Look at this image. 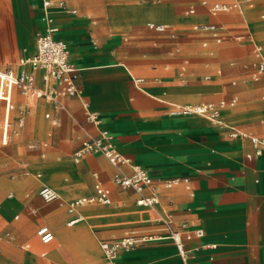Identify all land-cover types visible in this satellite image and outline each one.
Returning a JSON list of instances; mask_svg holds the SVG:
<instances>
[{"label":"crops","instance_id":"1","mask_svg":"<svg viewBox=\"0 0 264 264\" xmlns=\"http://www.w3.org/2000/svg\"><path fill=\"white\" fill-rule=\"evenodd\" d=\"M66 1L70 8L76 9V12L57 11L55 13V19L59 25L57 35L68 45L70 60L78 69L76 83L81 92L74 96L65 97L63 99L64 107L60 109L46 103L41 98L27 97L20 92L19 88L14 87L16 94L11 95V107L13 99L17 98L18 94H21L24 99L39 100L40 106L44 105L45 107L43 116L51 118L53 125L58 123L51 135L53 145L75 143L87 133L95 134L100 128L109 129L115 136L120 154L128 159L130 164L146 167L156 183L159 203L152 208L157 213V218L153 221L156 226L152 234H164L161 219L165 216L175 227L182 229L199 227L203 229L201 237H194L185 242V245L190 248L203 246L195 251V258L199 264H264V147L260 154L255 155V147L248 136L231 137L229 128L198 115H171L169 110L172 105L218 101L225 98L181 103L167 101V105L157 103L165 101L166 91L163 90L160 95H157L149 92L146 87L158 86L162 81L161 78L146 79L144 76L133 73L130 67L119 61L121 56L114 52L112 45H110V38L100 33L99 28L94 25L95 20L90 21L88 19V10L93 9L96 5L94 1L78 0L79 10L74 4L75 0ZM208 1L232 2L235 0ZM239 1L243 4L242 11L221 12L215 15V18L211 17L213 15L209 16L208 13L207 19L200 22L214 21L213 19L218 22L217 17H220L218 15H226L231 22L230 25L236 24L239 17L245 21L247 10L250 11V8H254L256 2ZM1 2L3 11L0 12V17H3L4 21L7 52L5 53L3 50L0 31V68L13 67L17 71L20 68L17 64L19 59L31 55L26 56L24 54L27 47H23L19 51L20 55L17 54L11 29L15 31L17 38H19L18 34H20L21 29H30L35 38V32L41 27L40 3L39 0H20V7L9 13L6 0H1ZM198 4H188L184 13L191 5L195 7L193 14L207 10L200 2ZM257 14L260 18H264L262 17L264 12L258 11ZM9 15H13L11 20ZM232 17L234 21L230 20ZM149 21L169 24L167 21L148 20L146 26ZM224 28L223 25V39L225 38V31L228 32V28ZM200 32L206 35L201 42L202 46L207 47L209 40L216 44L221 43L215 42L209 33ZM244 33H250L254 40L260 43L253 31L250 30L249 25L237 35ZM236 40L246 46L249 53L251 50V57L240 63L244 73L249 76L245 64L251 63L255 58L252 53V45L247 41H240L237 38ZM204 41L207 42L206 45H203ZM27 44L29 45V42ZM230 63L234 64L235 60H231ZM134 67L138 68L136 65H133ZM26 68L29 66L26 65ZM151 69L154 71L156 66ZM159 71L158 68L157 72L159 73ZM217 72L220 73V69ZM155 74L157 75V73ZM36 76L37 85L42 86L40 71H37ZM206 76L209 75L203 77L206 78ZM134 77H141L143 80L140 83H135ZM235 82V79L231 81L232 84ZM253 82L257 84L246 81L239 89L229 88L226 92L227 96L232 97L225 100L229 101L235 97L236 102L238 97L234 94L239 93L243 105L232 110L231 113L239 117L245 116L246 119L238 120L237 123L226 119L224 109L227 106L221 111L220 118L224 123L240 131L264 139V117L260 121L255 118L257 113L264 111V100H261L264 98V94L260 93L261 89H264V80ZM155 83L158 84L155 85ZM235 103L228 106L232 107ZM4 105L6 109L5 102ZM25 110L32 111V105H27ZM87 111L99 113L100 122L97 125L88 123L83 119V115H86ZM47 112L49 113L48 116H46ZM4 114H2L0 122L1 145L10 143L19 135L20 130L24 128L26 119L24 115V123L17 129V133L8 143L2 144L1 126ZM15 118L17 119V117ZM11 121L16 126V120L11 119ZM27 146L33 148L35 144L29 143ZM46 146L47 141H43L41 157L46 154L44 150ZM89 164L104 165L99 155L92 157ZM107 165L112 181L113 169L108 162ZM124 168L126 171H130L128 164ZM24 172L26 175L33 176L38 187L41 182H45L55 188L60 196L57 200H61L59 190L47 181L40 169L31 171L25 168ZM36 173H40L41 176L37 177ZM94 175V183L100 181L109 187L98 176L97 172ZM174 178L178 180L170 186L163 184V181ZM109 189L112 201V194L117 197L118 192L115 187L112 189L109 187ZM120 189L122 188L120 187ZM122 190H130L135 201L136 194L131 189ZM68 200L70 199L63 202L66 203ZM159 207L163 210H159ZM73 217H78V220L68 224ZM81 219L82 215L77 208L67 221V225L71 226ZM41 224L48 225L47 223ZM50 229L52 230L51 227ZM112 238L116 237L98 239V250L102 259L96 264H101L104 261L99 245L100 240ZM25 243L29 244L28 248L23 246ZM50 243L42 244L36 236L34 246L37 249V254L41 257L47 256ZM211 244H215V246L210 247ZM205 245L208 246L205 247ZM21 246L25 250H30L32 245L26 241ZM117 264H182V261L173 241L162 237L144 241L128 251H121L117 258Z\"/></svg>","mask_w":264,"mask_h":264},{"label":"rangeland","instance_id":"2","mask_svg":"<svg viewBox=\"0 0 264 264\" xmlns=\"http://www.w3.org/2000/svg\"><path fill=\"white\" fill-rule=\"evenodd\" d=\"M77 1L74 4L79 10ZM93 1L96 5L88 10V19L95 20L94 25L99 28L100 33L110 38L114 52L121 56L119 61L130 67L133 73L146 79L161 78V83H155L158 86L146 87L149 92L157 95L163 90L166 91L165 101L154 100L155 102L167 105V101L181 103L229 99L232 97L226 95L229 88L239 89L246 81L257 84L240 67L243 60L251 57V50L249 53L247 47L238 43L235 36L249 25L256 39L264 45V18L257 14L258 11L264 12V0H250L256 2V6L250 8V11L247 10L245 21L239 17L234 25H230L226 15H218L220 17L216 20L221 26H225L224 29L228 28V32L225 31V38L221 43L216 44L209 40L207 47L201 44L206 37L205 33L194 29L193 23L207 19L209 12L184 13L188 4L199 5L200 0ZM6 5L10 13L20 7V0H6ZM2 11L0 0V12ZM12 16L9 15L10 20ZM148 20L167 21L169 28L165 31H154L146 26ZM0 31L6 53L3 17H0ZM11 31L17 54L20 55L19 51L27 47L24 54L32 55L35 50L33 31L23 28L18 34L19 38L14 30ZM231 60H235V63L231 64ZM133 65L138 68H133ZM154 66L156 69L153 71L151 68ZM218 69L220 73L217 72ZM204 75L209 76L204 78ZM233 79L236 80L235 84L231 83ZM17 91L19 92L18 89ZM260 93L264 94V89ZM12 94H16L15 89ZM18 95L13 99L10 117L16 120L15 117L24 114V128L13 141L6 145L0 144V264H96L102 259L97 253L98 239L140 237L152 233L156 226L153 224L157 218L156 211L136 205L130 190L123 191L111 181L108 165L102 154L87 153L79 163L72 161V152L85 135L75 143L53 145L51 135L58 123L53 125L51 118L43 116L45 107L40 106L39 100L24 99L21 94ZM234 95L238 100L234 106L224 109V115L226 119L237 123L238 120L246 118L231 113L243 105L239 93ZM27 105H32V111L25 110ZM3 107L4 102L0 100V122ZM83 116L86 121L85 114ZM262 117L264 111L255 115L259 121ZM43 141H47V146L44 149L45 156L41 157ZM29 143H34L35 146L28 148ZM96 155L100 156L104 165L89 164V160ZM25 168L31 171L40 169L47 181L59 190L61 200L43 202L36 194L37 181L32 175H26ZM95 172L111 189H117V197L112 194V201L108 205L96 202L81 205L78 207L80 214L83 216L82 213L88 211L90 219L83 218L68 226L67 221L74 212L68 211L63 201L90 193L93 190ZM9 192H12L11 196H8ZM159 210L162 211L163 208ZM41 223H47L55 233L54 240L48 245L49 254L45 257L39 256L34 246L35 231ZM59 227L75 234L87 232L94 247L92 255L84 257L80 254L82 246L78 240L70 241L60 253L53 252L52 249L56 246V229ZM26 241L32 245L30 250L21 246Z\"/></svg>","mask_w":264,"mask_h":264},{"label":"built area","instance_id":"3","mask_svg":"<svg viewBox=\"0 0 264 264\" xmlns=\"http://www.w3.org/2000/svg\"><path fill=\"white\" fill-rule=\"evenodd\" d=\"M40 3V23L41 27L35 32L36 50L28 57H22L17 64L19 69L0 68V99L6 104L5 114L1 126V143H8L17 133V129L24 123V114L18 115L16 126H14L9 115L11 107V90L14 87L19 88L20 92L30 98H41L46 103L55 108H63V99L68 96H74L81 91L76 83L78 69L70 60L69 48L67 43L58 37L59 25L55 19L57 11L75 13V8H70L66 0H39ZM200 4L205 6L209 14L215 16L221 12L231 10L242 11L243 4L239 0L232 2L201 0ZM186 14L195 13V7L189 6L185 10ZM264 17V15H262ZM234 21L232 17L230 19ZM147 27L154 31H165L169 28L166 22L149 21ZM193 28L199 31L209 33L215 42L222 41L224 35L222 26L215 21L194 23ZM236 38L240 41H247L252 45L254 60L245 64V68L253 81L264 80V46L254 40L250 33L239 34ZM206 41L203 45H206ZM26 65L29 68H26ZM37 71L41 73L42 86L37 85ZM208 76H206L207 78ZM135 83H140L141 77H134ZM236 98L229 101L220 99L218 101L186 103L172 105L169 110L171 115H198L204 117L220 126L229 128L231 137L248 136L255 147V155L261 153L264 147V139L256 135L240 131L235 127L224 123L220 116L221 111L228 105H233ZM49 113H46L48 116ZM86 122L97 125L100 122L97 111H87L85 115ZM100 153L112 167V181L122 189H131L135 194V203L141 207L153 208L159 203V195L156 190V183L149 170L139 164H130L128 159L123 157L117 147L114 134L106 128H100L97 133H87L81 138L79 144L72 153V159L79 162L87 153ZM129 165L130 171H126L124 166ZM40 177V173H36ZM177 178L163 181L165 186H170ZM9 193L8 196H11ZM37 195L44 202H51L59 199L58 191L45 182H41ZM111 201L109 187L96 181L93 185V191L85 196H79L66 202L68 211H75L79 206L86 203L109 204ZM78 217H73L68 224L74 223ZM164 229L163 235L146 234L140 237L123 236L120 238L102 239L99 242L104 261L101 264H117V258L121 251H128L134 248L138 242L147 241L155 238H169L173 241L182 264H199L195 258V251L201 247H187L185 242L194 237L203 235L202 228L175 227L167 216L161 219ZM38 240L42 244L50 243L54 239V233L46 224H41L35 231ZM29 247L28 243L23 245ZM208 245H205V247ZM214 247L215 244L209 245Z\"/></svg>","mask_w":264,"mask_h":264},{"label":"bare ground","instance_id":"4","mask_svg":"<svg viewBox=\"0 0 264 264\" xmlns=\"http://www.w3.org/2000/svg\"><path fill=\"white\" fill-rule=\"evenodd\" d=\"M36 49V48H35ZM192 97V96H191ZM188 98V97H187ZM196 98V97H195ZM197 99V98H196ZM195 99V100H196ZM190 100V99H189ZM181 101V100H180ZM10 112V109H9ZM5 113V105L3 107V112L2 114ZM43 207V206H42ZM82 216L83 218L90 219V214L88 211H84ZM80 219V218H79ZM33 238V237H32ZM35 238V237H34ZM80 241L81 242V250L80 254L83 255L84 257H90L94 251L93 243L88 236L87 232L80 233V234H75L70 231H68L66 228H57L56 229V238H55V244L56 246L52 249L53 252H58L60 253L61 250L65 249L70 241ZM46 246V245H45ZM32 247V246H31ZM38 247V246H37ZM42 247V246H41ZM34 250V249H33ZM36 250V249H35ZM45 250V249H44ZM47 251V248H46ZM51 252V251H50ZM41 253V252H40ZM97 253L100 254V251L97 250ZM46 254V253H45ZM88 262V261H87Z\"/></svg>","mask_w":264,"mask_h":264}]
</instances>
